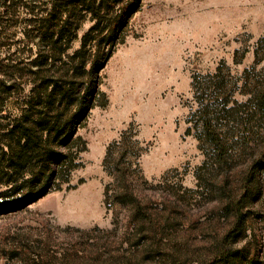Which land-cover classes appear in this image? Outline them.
<instances>
[{
	"label": "trees",
	"instance_id": "trees-1",
	"mask_svg": "<svg viewBox=\"0 0 264 264\" xmlns=\"http://www.w3.org/2000/svg\"><path fill=\"white\" fill-rule=\"evenodd\" d=\"M141 1L28 5L26 57L0 59V213L60 190L82 165L79 155L87 146L77 131L95 107L108 104L100 72L125 41ZM3 2L13 15L14 0ZM87 17L92 23L73 48ZM246 52L235 50L234 63ZM262 62L264 38L254 48V62L239 74L220 61L213 72L191 75L194 105L185 134L203 154L192 171L194 187L172 179L176 168L152 181L132 169L148 147L129 123L102 157L113 177L103 189L105 209L116 208L110 227L48 230L2 249L4 264H264ZM10 95L18 100L15 113L6 108Z\"/></svg>",
	"mask_w": 264,
	"mask_h": 264
},
{
	"label": "rangeland",
	"instance_id": "rangeland-1",
	"mask_svg": "<svg viewBox=\"0 0 264 264\" xmlns=\"http://www.w3.org/2000/svg\"><path fill=\"white\" fill-rule=\"evenodd\" d=\"M14 2L12 15L4 12L0 0V59L7 55L22 59L28 53L24 29L32 0ZM91 23L87 17L73 48ZM261 38L264 0H142L129 20L125 41L100 72V89L108 104L95 107L77 131L87 146L79 155L82 165L60 190L20 211L0 213V264L5 261L2 249L37 239L48 230L110 227L116 208L105 209L103 189L113 177L102 168V157L106 145L129 123L141 145L148 147L132 169L138 167L152 181L176 168L179 173H173L172 179L194 187L192 171L203 154L197 140L185 134V119L194 105L191 75L213 72L220 61L232 74H239L254 62V48ZM244 48V58L234 63V51ZM17 101L16 95H10L7 110L15 113Z\"/></svg>",
	"mask_w": 264,
	"mask_h": 264
}]
</instances>
